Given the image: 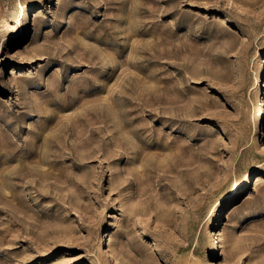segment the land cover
Wrapping results in <instances>:
<instances>
[{
	"label": "rangeland",
	"instance_id": "obj_1",
	"mask_svg": "<svg viewBox=\"0 0 264 264\" xmlns=\"http://www.w3.org/2000/svg\"><path fill=\"white\" fill-rule=\"evenodd\" d=\"M261 97L264 0H0V264H264Z\"/></svg>",
	"mask_w": 264,
	"mask_h": 264
},
{
	"label": "bare ground",
	"instance_id": "obj_2",
	"mask_svg": "<svg viewBox=\"0 0 264 264\" xmlns=\"http://www.w3.org/2000/svg\"><path fill=\"white\" fill-rule=\"evenodd\" d=\"M15 74H16L15 69H11L10 75L13 76ZM262 75H263V68L260 70V73L257 76L258 82L261 81ZM259 94H260V91H258L257 95H259ZM263 115H264V105H263V101H262V97H261V98H259V106L256 107V109L254 110V113L252 115L256 126H261L262 125L261 118H262ZM252 174L253 173H250L247 176L250 177ZM246 185H249V184L247 183ZM240 192H241V189L240 188L239 189L236 188L232 196L236 197ZM108 246H109L108 242L105 241L103 247L107 248ZM219 246H220L219 239H218V237L216 235H214L213 238L210 240V248H211V250H213L212 251L213 253L209 257L211 260L215 259L216 256H218V254H219L218 253ZM107 252L109 254H111L110 249H107Z\"/></svg>",
	"mask_w": 264,
	"mask_h": 264
}]
</instances>
